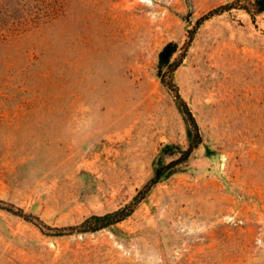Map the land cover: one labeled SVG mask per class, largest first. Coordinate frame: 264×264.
<instances>
[{"label":"rangeland","instance_id":"1","mask_svg":"<svg viewBox=\"0 0 264 264\" xmlns=\"http://www.w3.org/2000/svg\"><path fill=\"white\" fill-rule=\"evenodd\" d=\"M234 0H0V264H264V14ZM197 28L188 47L190 32ZM166 79L169 80L168 75Z\"/></svg>","mask_w":264,"mask_h":264},{"label":"trees","instance_id":"2","mask_svg":"<svg viewBox=\"0 0 264 264\" xmlns=\"http://www.w3.org/2000/svg\"><path fill=\"white\" fill-rule=\"evenodd\" d=\"M232 9L244 10L247 14L250 15L252 22L255 23L256 18L264 14V0H234L231 3H227L208 12L198 21L196 27H199L202 23L213 18L214 16L229 12ZM196 27L190 32L189 41L186 47H188L193 41L194 34L197 29ZM176 49L177 46L175 43H169L162 49L159 54L158 75L162 78L163 83L175 93L177 99L179 100L185 114L187 115L194 129V138L189 148L178 159L171 161L170 163L163 166L157 171L155 178L151 180V182H149L141 191H139L138 195L130 204L126 205L125 207L119 210L109 212L103 215H91L86 218L80 225L62 228L51 227L49 225H46L38 217H34L33 215L27 214L23 209L16 207L11 203H7L3 200H0V209L6 210L22 217L26 221H29L39 227L45 233L53 234H63L64 232L72 231L96 232L129 217L133 213L136 206L145 198L146 194L149 192L151 187L156 184L168 170L187 160L191 152L195 148H197L198 145L201 143V135L197 121L189 106L181 97L178 87L173 83L172 80V74L174 73L175 65L171 63L170 58L176 52ZM167 75L169 77V80L166 79Z\"/></svg>","mask_w":264,"mask_h":264}]
</instances>
